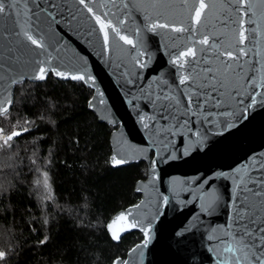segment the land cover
I'll use <instances>...</instances> for the list:
<instances>
[{
  "label": "water",
  "instance_id": "water-1",
  "mask_svg": "<svg viewBox=\"0 0 264 264\" xmlns=\"http://www.w3.org/2000/svg\"><path fill=\"white\" fill-rule=\"evenodd\" d=\"M57 2L65 9L57 17L60 22L50 29L46 27L49 51L55 57L53 65L69 75L86 71L94 78V84L83 82L92 89L88 109L99 123L115 126L109 136L110 166L120 168L140 161L146 164L145 178L139 179L134 186V191L140 196L139 201L118 210L106 223V230L114 242H119L121 237L131 232L142 236L127 250L125 258H118L127 260L128 264H217V255L213 250L217 246L215 237H219V229L230 222L234 185L231 180L222 178L211 181L219 200L211 211H205L199 197L208 189L207 186L203 190L197 189V178L250 166L253 157L264 159L261 155L264 154V107L257 105L250 111L247 120L238 121L216 115L209 117L212 123H208L200 115H183L186 100L182 89L185 86L179 84L181 70L172 63V59L184 48L183 42L178 39L180 34L167 30H158V33L149 31L146 25L150 20L146 17L153 12L151 8L134 6V0H127L129 7L124 9L122 0H116L115 7L109 4L105 10L128 17L122 31L133 41H138V47L132 48L118 41L105 50L102 38L89 34L87 14L76 12L80 6L74 0ZM41 3L43 6V0ZM28 7L34 8L31 0ZM68 9L72 10L75 19L69 15ZM151 18L156 19L154 15ZM11 27L10 20H0V32H4L5 36L8 35L5 29L10 30ZM186 36L184 34L185 39ZM9 46L23 53L22 60L31 57V53L14 39L11 45L8 39H0V48L6 51ZM201 55L211 57L210 53ZM18 68L25 76L33 74L31 65L25 63ZM249 75L253 73L249 72ZM13 91L14 86L7 78L0 81V103L7 99L13 101ZM165 93L180 97L183 107L179 112L163 108L162 105L167 102L156 99ZM236 99L244 100L245 104L250 102L245 96ZM234 107L233 104H226L210 111L218 114L233 111ZM165 115L170 119H163ZM172 116L176 119H171ZM183 120L189 123L178 135L173 136L165 130ZM234 122L235 127L227 126ZM145 123L150 127L146 129ZM194 133H199L204 142L188 155H183L189 142L197 140ZM113 156L128 162L114 165ZM153 160L157 161L155 173L151 171ZM153 176L158 178L153 179ZM165 196L168 197L167 204L164 203ZM122 213L125 218L118 219ZM133 221L137 222L136 227H131ZM109 225L112 226L111 231ZM141 228H151V242L147 248L138 247L145 239ZM214 229L217 231L214 232ZM113 233L119 234L118 240L112 238ZM209 236L214 239L209 240Z\"/></svg>",
  "mask_w": 264,
  "mask_h": 264
},
{
  "label": "snow or ice",
  "instance_id": "snow-or-ice-1",
  "mask_svg": "<svg viewBox=\"0 0 264 264\" xmlns=\"http://www.w3.org/2000/svg\"><path fill=\"white\" fill-rule=\"evenodd\" d=\"M28 2L29 0H0V20L12 22L11 29H5L8 35L0 32V39H8L9 45L14 39L31 53V57L25 61L21 59L23 53H19L18 49L9 46L5 51L0 48V73H3L0 81L7 78L14 86L22 84L25 79L46 80L51 73L62 79L84 83L91 81L94 84V78L86 71L69 75L53 65L55 57L49 51L46 27L50 29L53 24H59L57 17L65 10L61 4L57 0H43L42 6L41 0H31L34 8H29ZM74 3L80 6L76 8L77 13L87 14L89 34L101 37L105 50H109L118 41H123L132 48L138 47V41H133L122 31L128 23V17L105 10L109 4L115 7L116 0H74ZM122 6L124 9L129 7L127 0H122ZM134 6L153 10L146 17L150 20L146 25L149 31L158 33V30H167L180 34L178 39L183 42L184 48L172 59V63L181 70L179 84L185 86L182 89L186 100L183 115H200L208 123H212L209 117L216 115L232 117L234 121H238L247 120L250 111L257 105L264 107V0H134ZM68 12L73 19L76 18L71 9ZM153 15L156 19L151 18ZM139 34L137 30V35ZM184 34H187L186 39ZM204 53H210L211 57L202 56ZM25 63L32 66L31 76H25L18 68V65ZM249 72L253 75L250 76ZM238 96H245L250 102L245 104L244 100L236 99ZM156 99L166 101L162 107L175 112L183 107L178 95L165 93L158 95ZM226 104L236 107L233 111L218 114L210 111ZM11 105V99L0 103V117L8 118ZM162 118L170 119L167 115ZM171 119L176 117L172 116ZM188 123V120L178 121L165 130L175 136L181 129H186ZM227 126L231 128L236 124L234 122ZM144 127L147 129L150 125L145 123ZM22 131L12 130L9 133L4 127H0V149L13 147L12 141L21 136ZM194 135L197 140L189 142L183 155H188L194 147L203 144L199 133ZM127 162L126 159L112 157L114 165ZM151 164V171L155 173L157 161L153 160ZM157 178L153 176V179ZM217 178L231 180L234 185L230 222L219 229L221 235L215 237L217 246L213 250L217 255V264H264V159L253 157L250 166L198 177L197 189L203 190L205 186L208 189L199 197L205 211H211L219 200L217 190L211 183ZM163 199L167 204L168 197ZM123 218L124 213L118 219ZM136 226L137 222L133 221L131 227ZM111 227L109 225L110 231ZM140 230L145 233V239L143 245L138 247L147 248L151 242V228ZM112 238L118 240L119 234L113 233ZM208 239L212 240L214 237L209 236ZM6 256V252L0 251V260H4ZM112 264H128V261L117 258Z\"/></svg>",
  "mask_w": 264,
  "mask_h": 264
},
{
  "label": "trees",
  "instance_id": "trees-1",
  "mask_svg": "<svg viewBox=\"0 0 264 264\" xmlns=\"http://www.w3.org/2000/svg\"><path fill=\"white\" fill-rule=\"evenodd\" d=\"M92 89L82 81L25 79L14 85L7 132L22 131L0 149V264H112L142 239L131 232L114 242L106 223L137 203L142 161L109 164L115 126L88 109Z\"/></svg>",
  "mask_w": 264,
  "mask_h": 264
}]
</instances>
